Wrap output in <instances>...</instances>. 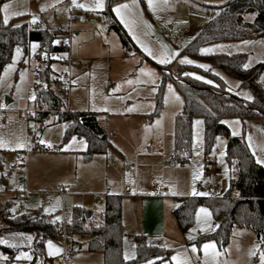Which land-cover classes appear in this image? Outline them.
Returning a JSON list of instances; mask_svg holds the SVG:
<instances>
[{
    "label": "rangeland",
    "instance_id": "1",
    "mask_svg": "<svg viewBox=\"0 0 264 264\" xmlns=\"http://www.w3.org/2000/svg\"><path fill=\"white\" fill-rule=\"evenodd\" d=\"M227 1L167 0L165 3V0H153V8L148 0H115L112 5L109 0H104L103 9H95L96 0H75V3L73 0H0V9L9 3L10 12L22 13L10 16L8 23L4 24L0 11L2 24L21 26L32 23L35 16L36 23H40L43 30L63 32V37L55 42L65 41L68 50L55 55L53 67L62 69L70 77L67 108L95 112L109 142L106 152L94 153L88 160L87 156L91 154L87 138L80 136L78 139L76 135L65 139L67 123L54 120L55 112H51L52 116L43 126L35 121L40 111L48 108H40L35 105V99L30 98L36 96L30 89L37 83L32 60L45 53L37 41H31L26 52L17 45L0 76V140L3 141L0 160L4 157L12 160L18 153H22L24 158L28 193L22 205L15 202L10 205L11 210L19 207L25 215H37L60 225L57 238H42V264H60L56 260L58 255L72 256V262L63 264H104L101 252L87 250V239H81V249L70 252L66 226L71 222L76 207L93 211L90 221L99 224L108 194L122 197L123 254H127L128 259L137 256L136 236L144 234L148 241L152 240L150 243L171 250L169 258L154 264H177V261L179 264H261L264 246L249 227H234L225 248L215 239L199 240L218 225L208 205L198 207L193 223L186 230L180 227L174 215L180 198L198 195L194 192L203 193L199 196H209L211 185H224V191L229 188L231 173L226 158L227 138L217 136L213 149L206 154L203 122L196 124V121H202L196 119L190 151L176 156L175 119L183 108V98L171 80L165 84L158 107L163 69L170 66L174 70L178 65H187L180 63L184 57L195 62L191 65L207 66L189 55L185 48L206 26L217 7ZM78 4L84 7H77ZM121 4L129 5V10H122L124 20L113 10ZM254 17L255 13L245 14L249 21ZM114 21L130 36L134 44L130 51L123 48L119 33L109 29ZM180 35L182 39L178 38ZM244 41L250 43L245 44ZM33 44L38 45L35 50ZM17 48L20 49L19 55ZM145 48L150 49L153 55H149ZM201 49L211 51L202 53ZM200 52L204 55L244 53L249 66L264 63V30L255 38L205 43ZM161 58H170V62L161 64L158 62ZM183 72L208 80L203 73L189 67H185ZM215 72L222 76L232 92L245 99L249 95L253 97L252 92L241 86L235 77L218 69ZM259 84L264 90V69ZM7 98L12 101L7 102ZM30 115L33 118L28 122L25 117ZM224 121L229 122L226 124L232 134L235 131L246 141L251 138L249 141L257 156L264 157L263 122L247 119L243 123L236 117L225 118ZM42 140L47 145L37 152L35 146ZM150 143L165 152L161 156L153 153L148 148ZM107 155L113 158V164H107ZM184 158L186 164H183ZM194 175L198 178L193 179ZM14 184L15 176H12L9 180L11 190ZM1 185L0 182V190ZM156 185L167 187L168 192L153 194ZM60 186H63V193H59ZM124 187L128 193L123 191ZM10 194H0V203H6ZM200 208L208 209L210 216L199 213L198 219ZM56 217L61 219L56 220ZM0 238L6 239L8 243L4 245L15 251L13 260L1 252L0 264H29L30 260L21 254L27 253L33 258L39 242L32 232H10ZM48 241L62 251L49 255ZM208 242L215 243V251L220 253L218 256L211 249L207 255L204 253L202 246ZM193 245L196 252H192ZM250 252H255V255H250Z\"/></svg>",
    "mask_w": 264,
    "mask_h": 264
},
{
    "label": "trees",
    "instance_id": "2",
    "mask_svg": "<svg viewBox=\"0 0 264 264\" xmlns=\"http://www.w3.org/2000/svg\"><path fill=\"white\" fill-rule=\"evenodd\" d=\"M110 5L115 0H109ZM255 13L253 20H247L245 14ZM206 26L189 44L185 51L193 58L207 64V68L198 65H178L174 70L170 66L163 69V77L159 87L160 107L165 84L171 80L183 98V108L175 119V155L190 151L193 142L194 122H203L204 150L209 154L214 147L216 137L227 138L226 158L230 169L229 188L221 196H186L180 198L174 215L183 230L194 221L195 213L201 205H208L218 222L217 228L202 235L199 240L215 239L223 248L230 241L234 227H249L257 240L264 246V164H258L254 152L245 138L233 135L225 118L236 117L243 121L252 118L264 119V90L259 84V77L264 69L260 62L249 66L244 53L202 54L200 48L205 43L222 40H244L255 38L264 30V0H229L217 7L211 14ZM110 30L120 35L122 46L130 51L134 46L130 36L118 22H112ZM63 37L62 31L28 29V24L4 25L0 17V76L11 61L14 49L21 45L26 52L31 41L40 43L45 56L53 62L55 55L68 50V46H60L55 40ZM189 67L203 73L208 80L198 79L184 73ZM221 70L240 81V85L252 92V99L247 100L232 92L226 86ZM52 68L39 73V79L46 87L35 96V105L45 106L46 111L34 118L43 126L55 112V119L67 123L65 139L71 136H84L89 143V153H104L109 145L106 130L99 124L97 114L92 111H77L67 108V94L51 78ZM211 81L212 83H208ZM183 160H186L185 158ZM9 203H0V237L10 232H32L39 238L29 264H42L44 259L41 248L42 238H57L60 225L57 221L43 220L39 216L20 213L13 218ZM89 211L76 207L71 222L67 224L66 242L70 252L81 249V239H87V250L101 252L104 264H152L170 257L171 250L163 245L150 243L144 234L136 236L137 256L125 259L123 254L124 224L121 195L106 196L101 222L93 224ZM15 259V251L11 247L0 244V253Z\"/></svg>",
    "mask_w": 264,
    "mask_h": 264
},
{
    "label": "built area",
    "instance_id": "3",
    "mask_svg": "<svg viewBox=\"0 0 264 264\" xmlns=\"http://www.w3.org/2000/svg\"><path fill=\"white\" fill-rule=\"evenodd\" d=\"M211 18V17H210ZM41 28L40 23H29L28 24V29H39ZM178 38H183L182 35H180ZM58 45L60 46H68V44L65 41H59ZM32 63L36 67L35 70V75L37 78V83L31 87L30 91L35 92V94H39L45 87L46 84L44 82H41L39 79V73L41 71L46 70L47 68H51V61L48 56H42V55H37L36 57L33 58ZM51 78L52 80L59 85V87L64 90L66 94H68V89L70 87V77L66 72H53L51 73ZM1 104V101H0ZM30 112V109L28 110ZM32 115L26 116L25 119L26 121H30L32 119ZM78 139H80V136H77ZM44 143H40L35 146V150L37 152H40L42 150L43 146L47 145V142L43 140ZM152 146V145H150ZM23 154L18 153L17 156L8 164H4L0 161V182H1V190L0 194L2 196H5L7 193L11 192L10 198L7 199V203H9V206L15 202H18L19 205H22L24 197L27 195L28 191L26 189L27 185V180H26V169H25V163L23 160ZM110 162H112V159L109 157L108 159ZM184 163H186L184 161ZM12 176H15L16 179V185L15 187L11 190L9 187V180ZM63 188V186H61ZM224 185L221 184H216V185H211L209 188V196H221L224 194ZM128 189H125L124 192L128 193ZM153 194L159 195L163 193H167L168 189L167 187H162L159 185L154 186L152 190ZM20 210L19 207L11 211L10 215L13 218H17L20 215ZM58 261L63 264L65 262H72L73 259L71 256L68 255H61L58 257Z\"/></svg>",
    "mask_w": 264,
    "mask_h": 264
},
{
    "label": "snow or ice",
    "instance_id": "4",
    "mask_svg": "<svg viewBox=\"0 0 264 264\" xmlns=\"http://www.w3.org/2000/svg\"><path fill=\"white\" fill-rule=\"evenodd\" d=\"M166 2H167V0H165V3H166ZM73 3H75V0H73ZM148 3H149V6H150V7H153V8H154L153 0H148ZM76 6H77V7H84L83 4H78V5H76ZM103 7H104V0H96V2H95V9H103ZM10 8H11V5H10L9 3H5V4H3L2 9H0V11H2V13H3V23H4V24H7V23H8V21H9V17H10V16L15 17V16L22 15V13H19V12H15V11L10 12ZM95 9H94V10H95ZM43 10H44V8L42 7V8H41V11H43ZM113 10L116 12V14H117L118 16L121 17L122 20H124V12H123L122 10H129V5H128V4H121V5H118V6H117L115 9H113ZM36 20H37V18H36L35 16H33V19H32L31 22H32V23H36ZM16 27H20V25H16ZM57 43H58V41H57ZM243 43L248 44V43H250V42H249V41H244ZM36 47H38V45H36V44H33V45H32L33 50H35ZM145 51L148 52L149 55H153L150 49L145 48ZM210 51H211V49H201V52H202V53H209ZM16 53H17V55H19V53H20V49H19V48L16 49ZM173 55H175V54H173ZM153 58L156 59L155 56H153ZM158 62L161 63V64L169 63V62H170V58H161V59H159ZM180 63H182V64H184V63L192 64V63H195V62L192 61V60H189L187 57H184V58L181 59ZM11 67H12V65H9V68H11ZM199 67L207 68L208 66H206V65H199ZM248 67H249V64H245V65H244V68H245V69H247ZM140 71H141V72H144V69H141ZM217 75H219V74L217 73ZM197 78H198V79H203L202 77H197ZM127 83H132V81H127ZM208 83H212V82H211V81H208ZM117 87H119V86H117ZM30 98H31V99H35V95H33V96L30 97ZM246 98H247V99H252V97H251L250 95L247 96ZM105 110H106V109H105ZM195 123H196V124H201L202 121H199V120H198V121H196ZM222 123H229V122H227V121H222ZM234 123L239 124V121H235ZM236 134H238V133L234 131V132H233V135H236ZM75 140H76V138L73 137V141H75ZM217 140L219 141V137L217 138ZM249 140H251V138H249ZM41 143H44V141L42 140ZM81 143H83V141H81ZM0 146H3V141H2V140H0ZM20 146L22 147L23 145H20ZM48 146L51 147L50 144H49ZM250 146H251V144H250ZM221 155H223V153H222ZM256 162H257L258 164H264V157H259V158H257V161H256ZM197 178H198V176H195V175H194L193 179H197ZM193 194L203 195V193H195V192H194ZM46 211H47V210H46ZM199 213H204L205 216H210L209 210L206 209V208H200V209H199V212H198V214H197L198 219H199ZM60 219H61L60 217H56V220H60ZM69 222H70V221H69ZM28 239L31 240L32 237L29 236ZM7 243H8V241H7L6 239H2V238H0V244H7ZM13 246H15V245H13ZM47 246H48V250H49V255L59 254V253L62 251L60 248L56 247V246L52 243V241H48V242H47ZM202 247H203V251H204V253H205L206 255L208 254V251H209L210 249L213 250V254H214V255L218 256V255L220 254L219 252H216V251H215V249H216V245H215L214 242H208V243H205V244H203ZM196 251H197V248H196L195 245H193V246H192V252H196ZM250 255H255V252H250ZM21 256H23L24 258H27V259H29V260L32 259V257L29 256L27 253H22ZM128 258H129V257H128L127 254H126V255H125V259H128ZM173 259L175 260L176 257H173ZM260 261H261V264H264V252H262L261 255H260ZM149 264H152V262H149ZM177 264H179V261H177Z\"/></svg>",
    "mask_w": 264,
    "mask_h": 264
},
{
    "label": "crops",
    "instance_id": "5",
    "mask_svg": "<svg viewBox=\"0 0 264 264\" xmlns=\"http://www.w3.org/2000/svg\"><path fill=\"white\" fill-rule=\"evenodd\" d=\"M211 16V15H210ZM209 19H210V17H209ZM53 63L54 62H52V65H51V68H52V71L53 72H61L62 71V69H57V68H55V67H53ZM63 72V71H62ZM10 99V98H9ZM11 100V99H10ZM12 101V100H11ZM10 101V102H11ZM253 120H256V121H258V122H263L264 123V119H262V118H252ZM262 120V121H261ZM247 142H249L248 144H249V146H250V144H251V142L249 141V140H247ZM150 145H152V146H150ZM148 148H149V150H151V151H153V153H155V154H157V155H162L165 151L163 150V149H160V148H156L155 146H154V144L153 143H150L149 144V146H148ZM250 148H251V150L254 152V154H255V156H256V158H259L258 156H257V154L255 153V148H254V146L251 144V146H250ZM91 154V153H90ZM93 156H92V154L90 155V156H87V158H88V160H90L91 158H92ZM109 155H107V158H106V161H107V164H113L114 163V160H113V158H111L112 159V162H110L108 159H109ZM13 160V159H12ZM11 159H8V158H6V157H4V158H2V160H0L2 163H4V164H8V163H10L11 161H12ZM184 161L186 162L187 160H183V164H186V163H184ZM15 185H16V179H15V184H14V187H15ZM13 187V188H14ZM62 189L63 188H61V186H60V190H59V193H63V191H62ZM125 189H127V188H125L124 187V189H123V191L125 190ZM11 195V194H10ZM108 195H110V194H108ZM116 195H118V194H116ZM107 196V195H106ZM8 198H10V196L8 197ZM147 198V197H146ZM150 199L151 198H154V197H149ZM105 202V201H104ZM162 206H163V202H162ZM10 208V210H11V206L9 207ZM14 210H16V209H14ZM14 210H11V211H14ZM93 215H94V212L92 211V215H91V219H92V217H93ZM153 241H156V240H153ZM149 242H152V240L151 239H149ZM59 256H61V255H58L57 257H56V260L58 261V257ZM71 256V255H70ZM72 257V256H71ZM73 259V258H72ZM59 262V261H58ZM60 263V262H59ZM61 264V263H60Z\"/></svg>",
    "mask_w": 264,
    "mask_h": 264
},
{
    "label": "water",
    "instance_id": "6",
    "mask_svg": "<svg viewBox=\"0 0 264 264\" xmlns=\"http://www.w3.org/2000/svg\"><path fill=\"white\" fill-rule=\"evenodd\" d=\"M7 102H10L11 100L9 99V98H7V100H6ZM92 215V211H89V216H91Z\"/></svg>",
    "mask_w": 264,
    "mask_h": 264
}]
</instances>
